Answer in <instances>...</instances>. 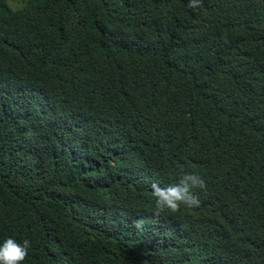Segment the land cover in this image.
<instances>
[{"label":"trees","instance_id":"1","mask_svg":"<svg viewBox=\"0 0 264 264\" xmlns=\"http://www.w3.org/2000/svg\"><path fill=\"white\" fill-rule=\"evenodd\" d=\"M190 2L0 0L22 264H264V0ZM184 173L200 205L156 215L151 185Z\"/></svg>","mask_w":264,"mask_h":264},{"label":"clouds","instance_id":"2","mask_svg":"<svg viewBox=\"0 0 264 264\" xmlns=\"http://www.w3.org/2000/svg\"><path fill=\"white\" fill-rule=\"evenodd\" d=\"M199 0H191L190 7H195ZM152 194L155 197L156 215L165 210L171 213H178L181 207H197L200 205L199 197L194 193V189H206L204 179L198 173H184L179 178V182L167 187H161L153 183ZM141 228V224H136ZM32 242L24 239L18 242L14 238H6L0 244V264H22L29 253Z\"/></svg>","mask_w":264,"mask_h":264},{"label":"rangeland","instance_id":"3","mask_svg":"<svg viewBox=\"0 0 264 264\" xmlns=\"http://www.w3.org/2000/svg\"><path fill=\"white\" fill-rule=\"evenodd\" d=\"M11 4H12V6L16 7L19 3L18 2H12L11 1Z\"/></svg>","mask_w":264,"mask_h":264}]
</instances>
